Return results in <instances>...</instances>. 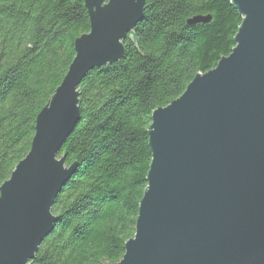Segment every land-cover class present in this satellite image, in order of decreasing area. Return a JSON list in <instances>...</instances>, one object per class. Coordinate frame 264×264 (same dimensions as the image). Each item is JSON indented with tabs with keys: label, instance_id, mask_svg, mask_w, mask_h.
<instances>
[{
	"label": "water",
	"instance_id": "1",
	"mask_svg": "<svg viewBox=\"0 0 264 264\" xmlns=\"http://www.w3.org/2000/svg\"><path fill=\"white\" fill-rule=\"evenodd\" d=\"M83 2L89 31L0 185V264H29L58 220L51 206L75 168L58 152L79 119L81 80L123 58L127 35L136 44L145 0ZM230 4L241 17L231 52L151 113L146 187L114 264H264V0Z\"/></svg>",
	"mask_w": 264,
	"mask_h": 264
},
{
	"label": "trees",
	"instance_id": "2",
	"mask_svg": "<svg viewBox=\"0 0 264 264\" xmlns=\"http://www.w3.org/2000/svg\"><path fill=\"white\" fill-rule=\"evenodd\" d=\"M195 16L209 21L190 24ZM240 22L230 0H145L136 44L127 35L124 57L89 70L78 86L79 119L58 152L75 168L29 264L120 260L146 187L152 111L231 52ZM88 31L83 0H0V185L27 154L36 116Z\"/></svg>",
	"mask_w": 264,
	"mask_h": 264
}]
</instances>
